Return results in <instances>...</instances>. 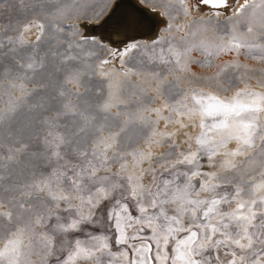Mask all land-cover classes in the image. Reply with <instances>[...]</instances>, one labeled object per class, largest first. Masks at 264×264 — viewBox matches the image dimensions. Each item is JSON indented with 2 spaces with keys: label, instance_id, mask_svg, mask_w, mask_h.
I'll return each mask as SVG.
<instances>
[{
  "label": "snow or ice",
  "instance_id": "1",
  "mask_svg": "<svg viewBox=\"0 0 264 264\" xmlns=\"http://www.w3.org/2000/svg\"><path fill=\"white\" fill-rule=\"evenodd\" d=\"M200 5L215 19H197ZM84 7L76 0H41L32 19L0 33V83L8 82L0 93L8 96L0 107V264H221V249L231 257L228 264H264V179L250 175L258 167L264 177V91L251 87V77L227 75L253 71L240 62L242 55L264 63V0H196L192 6L164 0L152 9L165 22L156 39L122 49L109 48L90 29L107 7L92 16ZM181 15L186 22H177ZM46 30L63 52H41ZM100 50L108 58L97 67L109 93L93 105L67 85H81L87 60ZM133 53L146 55L147 66H164L166 74L135 72L156 86L134 85L139 106L118 114L117 125L109 120L111 109L125 101L112 91L114 61L130 76L125 58ZM49 56L58 58L54 71ZM221 56L232 58L218 65ZM109 64L111 71H104ZM193 65L218 70L197 75ZM45 73L49 83L38 79ZM257 86L264 89V79ZM50 87L54 94H46ZM161 99V107H151ZM161 120L172 130H159ZM132 127L140 135L132 137ZM154 146L167 151L157 155ZM205 158L215 171L203 170Z\"/></svg>",
  "mask_w": 264,
  "mask_h": 264
},
{
  "label": "rangeland",
  "instance_id": "2",
  "mask_svg": "<svg viewBox=\"0 0 264 264\" xmlns=\"http://www.w3.org/2000/svg\"><path fill=\"white\" fill-rule=\"evenodd\" d=\"M111 0H76L77 3L79 4H83L85 5L83 11L89 15L92 16L95 13H97L101 8L103 11V9L105 7L108 6V4L110 3ZM144 3H146L147 5L151 6V7H158L161 6L164 3V0H142ZM41 2V0H23V3L21 2V0H0V33H4L5 29L8 28L10 23H16L17 21L20 22H27V20H30L34 17V6L38 5ZM244 0L241 1L240 4H243ZM100 11V12H101ZM194 15L196 16L197 19L200 18L201 15H204L205 18H209L211 17L212 19H215V17L212 15V12H207V13H194ZM36 19H41L42 17L40 16H35ZM191 19V18H189ZM221 21H223L224 17L220 18ZM75 21L73 20H67L64 22L65 25L67 24H71L74 23ZM178 23L181 22H186L184 20V17L181 15L178 20ZM47 23V22H46ZM165 25V22H164ZM35 30H33L34 33ZM67 31V29H66ZM33 33H28L26 34V36L28 37V39L30 41H35V35ZM7 35H16L15 32H11L8 31L6 33ZM160 33L156 34L149 42L146 43H151L152 40L156 39V37L159 35ZM208 35H212V33H208ZM45 40L48 41L47 43H42L41 44V52H48L49 50L51 51H56L59 50L61 52H63L64 48L63 45H55V43L51 40V36L49 34V32L46 30L45 33ZM141 43H145V42H141ZM110 48V47H109ZM74 54L79 55L78 53H75L74 50ZM194 56L196 59H202V57L199 55V53H194ZM108 58L107 57V53L103 50H100L98 52V54L96 56H93L91 59L87 60V64L90 65L89 68L85 69L86 75L82 77V83L79 87H77L76 85H67L68 88H71L73 92L79 91L81 93H83V97L82 98H86L91 104L95 105L98 102L103 101L104 99L107 98L108 93H109V89H108V84H109V80L106 79L105 77H102L99 73L101 71V69H99L97 67L99 60L100 59H105ZM231 56H221L219 59H217L215 61L216 64H223L225 62V60H229L231 59ZM54 59H58V58H53L51 56H49L48 60L46 61L47 66H48V70L49 71H54V67H53V61ZM143 60L144 64L142 65L140 63V61ZM125 68H130L133 69V73L130 76H124L123 75V71L124 69L121 68L120 66V61L117 59L114 61V64H118V66L114 65L115 67H119L115 68L116 70L118 69L117 72H114L112 74L111 77V82L114 85L112 91L117 93V96L119 99H123L125 101L124 104H118L116 107H113L111 109V115L109 116V120H114V123L119 125L121 122V117H118V114L120 113H127V112H135L137 107L139 106V102L141 101V97L139 95H132L133 92H139L140 89L133 87L134 85H137L138 83H140L141 81H145V83L141 86V87H151L154 88L156 85L154 82H148L147 77L143 76V75H136L135 72L136 71H159L162 75L166 74V69L164 66H155V65H151V66H147L148 65V57L145 56H141L138 53H133L130 54L129 57L125 58ZM7 62V61H6ZM240 62L242 64H247L250 66L251 69H253V71H247L245 72L244 69H240L238 72H232L230 71L227 75L228 76H232L233 78L236 76H243L244 78H249L250 79V84L252 88H255L259 91H264V89H259L257 86V80L260 79H264V76L261 75L260 70L264 69V63H260L256 60L253 59H249L245 56H241L240 57ZM80 65H83L85 63L84 60H79L78 62H76ZM111 67V68H110ZM113 68V64H109L108 66H104V71H111V69ZM192 70L194 72L197 73V75H212L214 74L218 69L216 67H212V68H200L197 65H193ZM38 79H40L43 83H49L48 78H47V73H45L44 76L39 77ZM57 79L62 80L63 79V75L59 74V76L57 77ZM168 81H174L175 77L169 75L167 77ZM117 82H120L121 86L120 88L117 90L115 85L117 84ZM7 80H4L2 83H0V93H3L5 91V89L7 88ZM195 83V82H194ZM223 83L225 84V86H227L228 81L224 80ZM181 86L182 87H187V84L185 82H181ZM200 87L205 88V90H212L215 91V89H208L206 87L205 84H203L202 82L199 83ZM243 83H240L237 85V87H243ZM29 87H35V84H29ZM233 91H235V87L233 88ZM17 96L19 95V93H15ZM46 94H54L52 91V88L50 87L47 90ZM155 93L152 91L148 92V96H154ZM225 95H232V92H228L225 93ZM8 99L7 95H3L2 97H0V107H3V102L2 101H6ZM73 101H76V97L73 96L72 97ZM143 103L145 105L148 104V100L144 99ZM163 104V100H157L156 103L151 104V107L153 108H157V107H161ZM168 111L165 110L163 112V115L165 117L168 116ZM145 115H150L151 118L153 120H155L156 114L155 113H145ZM124 119H126L127 117H122ZM169 128H173L172 125H169L167 129H165V121L161 120L160 124H159V130L161 131H171L169 130ZM129 134L132 137H136L138 135H140L139 130L136 127H132L129 130ZM182 136H178L176 137V141L177 143H179L181 145L180 150H184L185 145L182 144ZM140 147H145L144 144V140L141 138L139 141ZM153 151L159 155L162 152L167 151V147H153ZM223 157H217V161L221 160ZM238 160L243 159V158H237ZM154 165L158 168L159 165L156 164L155 162V158L153 161ZM201 163L204 165L203 170L204 171H215L214 168H209L206 162V158L203 159L201 161ZM145 168L148 166L147 163H145L143 165ZM115 167L118 166H114V170ZM260 169L258 167H254L251 171H250V175L255 176L256 180L258 179H264V177H261L258 175ZM148 181V177H146V182ZM197 186H199V182L197 181ZM207 193H201V196H206ZM135 215V213H133ZM169 214H173L171 212V206H169ZM132 233V229H129V234L131 235ZM147 234V233H145ZM138 243V242H137ZM123 250V246L120 245H113V251H121ZM220 255V260H221V264H228V260L231 258L230 256L225 255L224 250L221 249L219 252ZM129 258H132V253L131 251H129ZM35 259V258H34ZM116 264H120V261L117 260Z\"/></svg>",
  "mask_w": 264,
  "mask_h": 264
},
{
  "label": "bare ground",
  "instance_id": "3",
  "mask_svg": "<svg viewBox=\"0 0 264 264\" xmlns=\"http://www.w3.org/2000/svg\"><path fill=\"white\" fill-rule=\"evenodd\" d=\"M123 1V0H122ZM120 1L116 8L114 9V5L116 0H111L110 3L107 6V12L104 13V15L101 16V18L98 21H95L93 25L90 26V29L93 30V34L100 39L103 43L107 44L110 48L114 49H122L126 44L132 43V42H149L156 34L161 33L162 29L164 28V21L158 14V12H154L152 9L153 7L147 5L142 0H133L132 4L137 6H143L144 11L147 12L148 16H151L154 20L157 22V27L155 32L150 34L147 37H134L130 38L127 41H115V39L122 37V36H128L131 34H137L142 35L146 33H151L152 31V24L151 21L144 17V15L136 10L135 8H131L127 1L124 0L123 2ZM242 0H239V4ZM196 3V0H189V5L192 6ZM238 5L234 4V7ZM102 8L98 11L100 12ZM212 12L210 8L204 5H200V11L195 13H207ZM108 16V17H107ZM107 17V18H106ZM107 19L104 23V29L101 28L99 31L105 36L109 37L115 42H112L111 40L103 39L100 35L97 34L95 25L102 22L104 19ZM118 66V64H114ZM108 66V65H107ZM111 68V67H110ZM118 68L119 67H115ZM118 69L115 71L117 72ZM169 130H172V128ZM233 147V145H229V148ZM224 151L223 149L221 150ZM261 179L256 180L259 182Z\"/></svg>",
  "mask_w": 264,
  "mask_h": 264
},
{
  "label": "water",
  "instance_id": "4",
  "mask_svg": "<svg viewBox=\"0 0 264 264\" xmlns=\"http://www.w3.org/2000/svg\"><path fill=\"white\" fill-rule=\"evenodd\" d=\"M122 1V0H116L115 2V5H114V9L116 8V6L118 5V3ZM124 1V0H123ZM122 1V2H123ZM127 1V4L131 7V8H135L136 10L140 11L144 17H147L150 21H151V24L153 25L152 26V31L151 33H146V34H142V35H137V34H131V35H128V36H122V37H119L117 39H115V41H119V40H122V41H127L128 39L130 38H134V37H147L149 36L150 34H152L153 32H155L156 30V27H157V22L156 20H154L151 16H148L147 12L144 11V7L143 6H137V5H133L132 2L133 0H126ZM134 3V2H133ZM144 9V10H143ZM108 17V16H107ZM106 17V18H107ZM104 19L102 22L98 23L95 25V28H96V31H97V34L100 35L103 39H106V40H111L112 42H115L113 41L112 39H110L109 37H105L100 31L99 29L101 28L102 30H105L104 29V23L106 22L107 19Z\"/></svg>",
  "mask_w": 264,
  "mask_h": 264
}]
</instances>
